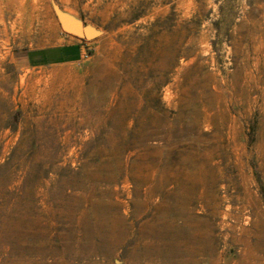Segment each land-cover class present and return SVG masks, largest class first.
<instances>
[{"label":"rangeland","instance_id":"rangeland-1","mask_svg":"<svg viewBox=\"0 0 264 264\" xmlns=\"http://www.w3.org/2000/svg\"><path fill=\"white\" fill-rule=\"evenodd\" d=\"M54 10L92 31L81 60L25 67L67 41ZM156 217L264 264L241 242L264 227V0H0V264H160Z\"/></svg>","mask_w":264,"mask_h":264},{"label":"bare ground","instance_id":"bare-ground-1","mask_svg":"<svg viewBox=\"0 0 264 264\" xmlns=\"http://www.w3.org/2000/svg\"><path fill=\"white\" fill-rule=\"evenodd\" d=\"M157 188L158 187L150 186L149 191L143 194L144 201L148 202L145 203L147 208L149 207L148 204L151 202L153 195L156 193V191H158ZM160 188H164V186H160L159 190ZM167 193H165V198L169 197ZM156 209L157 212H159L158 214H161V216H163L162 214H168L169 212L178 210L176 208L171 209L166 207H156ZM123 213L124 215H128L126 207H124ZM115 216L116 218H120L119 216H117V214H115ZM227 216L229 217L230 214H227ZM99 220L101 221L100 224L96 223V226L94 225L93 228L94 232L99 237V243L97 242L96 244H98L99 246H101V242L109 246L118 244V230L112 229L110 231L104 221L102 219ZM158 221H160L158 217L152 220L151 226L149 224L147 226L149 228V231H144V233L142 234L143 237H145L144 235L149 236L154 242L153 247L144 250V257L149 256L153 260H157V262H159L160 264H198L196 263V261L198 258H200L201 255H208L211 260L210 262H212L211 264H214V262L217 260L218 256L215 254V248L213 245V229L211 228L210 224L205 223L204 225V230L206 232L205 235L198 234L194 235L193 237L191 236L192 234L190 235L187 233H183L181 227L175 223L174 219L168 221L166 226L164 223V227L158 224ZM186 223L187 222H184V227L189 226ZM193 228L196 229L195 226H193ZM110 232L115 234V236L112 238L109 237ZM255 232L257 233L258 241L254 246L248 243L249 237L245 238L244 240L241 239V242L246 243V245H248L252 249L255 248L262 250L261 241H263L264 238V227H252L246 230L244 235L247 236L248 234H254Z\"/></svg>","mask_w":264,"mask_h":264},{"label":"crops","instance_id":"crops-1","mask_svg":"<svg viewBox=\"0 0 264 264\" xmlns=\"http://www.w3.org/2000/svg\"><path fill=\"white\" fill-rule=\"evenodd\" d=\"M60 35L67 41L40 50L26 52L21 57V63L25 67L35 68L79 62L83 55L85 42L66 34Z\"/></svg>","mask_w":264,"mask_h":264},{"label":"water","instance_id":"water-1","mask_svg":"<svg viewBox=\"0 0 264 264\" xmlns=\"http://www.w3.org/2000/svg\"><path fill=\"white\" fill-rule=\"evenodd\" d=\"M54 17L58 29L63 34L72 36L80 40H88L93 36L92 31L84 29L80 24L71 21L57 10H54Z\"/></svg>","mask_w":264,"mask_h":264}]
</instances>
